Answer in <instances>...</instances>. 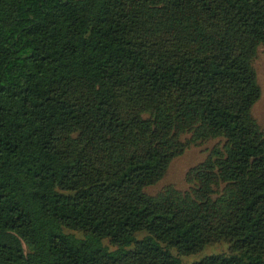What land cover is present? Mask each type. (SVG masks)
I'll list each match as a JSON object with an SVG mask.
<instances>
[{
	"label": "trees",
	"instance_id": "obj_1",
	"mask_svg": "<svg viewBox=\"0 0 264 264\" xmlns=\"http://www.w3.org/2000/svg\"><path fill=\"white\" fill-rule=\"evenodd\" d=\"M261 47L264 0H0V264H264Z\"/></svg>",
	"mask_w": 264,
	"mask_h": 264
},
{
	"label": "rangeland",
	"instance_id": "obj_2",
	"mask_svg": "<svg viewBox=\"0 0 264 264\" xmlns=\"http://www.w3.org/2000/svg\"><path fill=\"white\" fill-rule=\"evenodd\" d=\"M255 68L258 73L259 84L262 89L260 100L253 108V116L260 127L264 130V47L259 49V55L255 62ZM218 141H209L199 145H189L184 152L174 158L164 175V177L155 185L146 189L149 195H157L168 187H173L179 191H187L190 185L186 179L188 171L204 162L210 155L212 149ZM229 244L227 242H218L207 246L203 251L191 255L183 256L182 264H195L203 258L217 254H228ZM176 253V252H175Z\"/></svg>",
	"mask_w": 264,
	"mask_h": 264
}]
</instances>
